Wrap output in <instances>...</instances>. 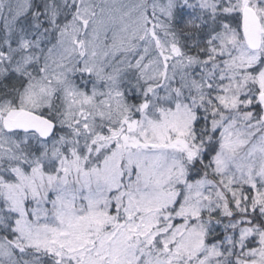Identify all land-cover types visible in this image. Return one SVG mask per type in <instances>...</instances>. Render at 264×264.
I'll list each match as a JSON object with an SVG mask.
<instances>
[{
    "label": "snow or ice",
    "instance_id": "6c2138e0",
    "mask_svg": "<svg viewBox=\"0 0 264 264\" xmlns=\"http://www.w3.org/2000/svg\"><path fill=\"white\" fill-rule=\"evenodd\" d=\"M0 264H264V0H0Z\"/></svg>",
    "mask_w": 264,
    "mask_h": 264
}]
</instances>
